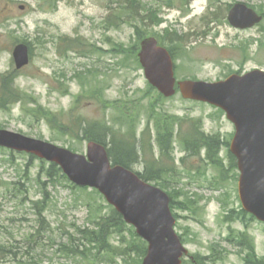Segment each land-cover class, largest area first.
<instances>
[{
  "label": "rangeland",
  "instance_id": "374dc122",
  "mask_svg": "<svg viewBox=\"0 0 264 264\" xmlns=\"http://www.w3.org/2000/svg\"><path fill=\"white\" fill-rule=\"evenodd\" d=\"M236 3L264 14V0H139L145 9L137 8L141 16L131 22L119 18L118 6L112 10L113 0H0V130L85 155L89 141L82 123L138 115L141 158L174 168L175 176L168 180L176 232L190 255L184 264H264V224L240 215L239 174L229 168L234 125L222 111L187 101L179 92L160 97L143 70L116 50L120 45L131 48L137 31L143 30L173 49L179 81L218 82L264 71V21L251 29L232 27L228 14ZM149 9L162 19L161 25L146 18ZM177 36L183 38L175 42ZM21 43L33 57L17 71L13 50ZM9 87L25 96L22 102L2 99ZM170 116L177 119L175 135L181 138L175 137L171 158L163 161L156 119ZM195 129L220 136L222 168L208 162L205 149L197 156L184 151L180 140ZM50 165L0 148V246L17 252L0 255V264H85L57 253L65 235L61 231L89 225L88 203L101 205L97 215L110 212L109 205L94 190L73 188L60 174L48 173ZM145 168L142 161L134 170ZM45 197V228L53 229L57 240L49 245L31 238L41 227L34 203ZM124 236L130 239L128 232Z\"/></svg>",
  "mask_w": 264,
  "mask_h": 264
},
{
  "label": "water",
  "instance_id": "95a60500",
  "mask_svg": "<svg viewBox=\"0 0 264 264\" xmlns=\"http://www.w3.org/2000/svg\"><path fill=\"white\" fill-rule=\"evenodd\" d=\"M23 9V7H21ZM253 9L236 4L229 12V23L239 29L252 28L262 21ZM17 69L30 62L25 44L15 47ZM139 59L148 82L164 97L176 93L174 63L157 39L141 42ZM184 99L208 103L222 109L235 126L230 151L237 159L239 196L243 209L264 223V72L232 75L224 81H182ZM0 147L27 152L60 166L69 180L79 187L97 189L135 227L148 243L143 264H183L189 251L175 231L176 219L169 196L160 188L139 178L133 171L113 166L105 146L90 142L88 154L80 155L51 143L0 130Z\"/></svg>",
  "mask_w": 264,
  "mask_h": 264
},
{
  "label": "trees",
  "instance_id": "16d2710c",
  "mask_svg": "<svg viewBox=\"0 0 264 264\" xmlns=\"http://www.w3.org/2000/svg\"><path fill=\"white\" fill-rule=\"evenodd\" d=\"M113 3L116 5V8L112 10L116 11L118 6L119 18L125 17L131 21V19H135L136 14L137 16H141V13L135 12V10L140 8V6L141 8L143 7L142 4L139 5V0H124L123 4L117 0H113ZM169 3L170 2L167 1L168 5ZM143 9L145 8L143 7ZM145 16L150 22L154 23V25H161L163 23L162 19L155 14V10L153 9H149L147 15ZM137 28L140 29V27ZM146 33L147 32H144L143 30L137 31V41L131 48L126 49L120 45L118 49H116L119 54L125 57L126 60H132L133 65L136 66L137 69L141 68L138 60L139 44L144 38L149 36ZM182 38L183 37H180V39L178 38L175 42H179ZM68 43L71 44V40H68ZM159 43L167 46L163 41H160ZM168 49L174 55L173 49L171 47H168ZM30 52L33 57L31 49ZM127 53H129L128 57L126 56ZM152 90L154 89L152 88ZM3 94L7 97H3L2 99L4 101L11 99L10 102L13 104L22 102L23 97H25L22 93L12 87L7 88ZM94 94L97 97L100 96L99 92ZM132 120H134V122ZM137 120L138 117L135 120L134 116H125L122 118L118 115L117 118L107 120L104 119L102 122H84L81 125V130H83V135L86 140L95 141L109 147V156L115 165H121L125 168L133 169L136 165L143 161L146 168L142 172H137V174L144 181L154 183L156 186L165 190L171 198V208L174 209V193L170 190L171 188L168 180L175 176L173 170L174 168H172L169 163L157 165L156 161L147 162L146 159L141 158L139 154V145L141 141L138 140L135 123ZM156 121V124H158L161 129V132L157 137V144L160 148L161 158L164 161V158H171L174 146L173 141L175 137L176 140L179 137L178 134L175 135L177 119L170 116L169 118L166 117V119H156ZM197 123L201 124V122ZM180 144L185 152L189 151V153L193 156L200 155L201 151L205 149L208 161L215 167L222 168L223 164L221 163L219 156L223 142L220 136H206L204 133H201L199 129H195L185 135V137L180 140ZM31 158L33 159L34 157L31 156ZM229 168L237 171L236 159L232 155H230ZM52 171H54L55 174H60L67 183H70L57 165H50L48 173H51ZM72 187L79 190H88L87 188H78L74 185H72ZM91 192L96 194L100 200L104 199L97 191L94 190ZM47 194L49 195L48 192ZM47 199L48 197H45L43 201L34 203V207L40 211L39 216L41 218L39 220L41 227L40 230H38V234L31 236V238H33V236H36L37 239L38 237L39 239L43 238V241H41V244L43 245L57 243L54 235L55 231L50 227L45 228L47 223L45 222V217H43V214L41 213L45 212L47 209ZM94 202L96 203L95 200ZM87 207L88 209L90 208L89 225L84 227L75 225L74 231L62 230V234L65 235L64 238L57 243V253L67 259H80L85 262V264H142V260L147 253V244L138 237L132 227L126 224L123 217L111 206H108L110 212L107 214H101L100 212L98 215L97 213L99 212L101 205L94 207L91 203H88ZM240 215L242 217L247 216L243 210L240 211ZM43 225L44 228H42ZM125 232L130 234V239L124 236ZM35 242H37V240ZM248 249H250L249 254L254 256V247L249 246ZM10 253L15 254L17 252L9 250L6 246H0V255H2L3 258L4 254Z\"/></svg>",
  "mask_w": 264,
  "mask_h": 264
}]
</instances>
